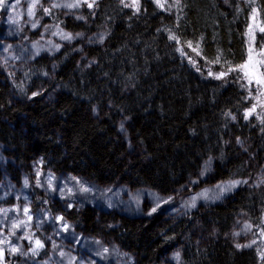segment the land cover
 I'll list each match as a JSON object with an SVG mask.
<instances>
[{
  "label": "trees",
  "instance_id": "trees-1",
  "mask_svg": "<svg viewBox=\"0 0 264 264\" xmlns=\"http://www.w3.org/2000/svg\"><path fill=\"white\" fill-rule=\"evenodd\" d=\"M87 3L78 22L47 8L36 13L87 40L99 34L98 44L82 51L65 44L10 74V84L0 75V141L13 160L7 171L15 184L20 168L36 158L55 172L160 194L179 189L208 162L204 184L244 179L249 162L236 138L247 139L264 165V111H251L254 91L242 72L229 71L247 60L248 27L264 28V0H138L139 11L131 6L136 0ZM255 44L264 60V32ZM45 78L52 80L49 91L58 89L52 101L32 92ZM123 119L138 157L128 153ZM240 213L264 231L263 187L239 188L211 208L173 219L99 214L93 207L66 215L79 230L114 238L138 264L158 262L178 246L179 264H260L256 248L238 250L229 236ZM195 224L205 234L201 243L192 236ZM14 260L0 251V264Z\"/></svg>",
  "mask_w": 264,
  "mask_h": 264
},
{
  "label": "rangeland",
  "instance_id": "rangeland-1",
  "mask_svg": "<svg viewBox=\"0 0 264 264\" xmlns=\"http://www.w3.org/2000/svg\"><path fill=\"white\" fill-rule=\"evenodd\" d=\"M77 2L78 0H7L5 7L0 8V75L6 84H10V74L20 72L41 55L58 53L65 44L78 43L82 51L83 46L95 45L102 40L99 34L92 35L87 40L82 33L71 34V39H65L63 36L70 33L55 24H45L40 20L38 11L47 8L59 12L65 18L81 21L83 0H79V7H64ZM56 4L61 6L53 7ZM259 31L260 26L252 23L246 32V61L251 55L249 71L253 74L256 62L263 60V55L255 44ZM51 81L49 78L42 79L32 87V92L44 94L46 100L52 101L58 89L48 90L47 86L52 84ZM245 81L257 98L254 111H264V94H261L264 93V86L255 82L249 85L246 78ZM120 129L128 142L130 157H138L140 150L129 138L127 120L120 121ZM236 139L242 153L247 155L248 176L244 179L204 184L212 168V163L208 162L197 177L189 179L182 187L169 194H160L149 188L133 189L124 183L100 185L83 176L57 173L40 158L20 168L22 182L16 185L6 172V167L13 160L0 144V251L12 254L14 264H138L135 255L122 252L114 238L79 230L66 214L72 210L93 207L99 214L139 216L141 219L160 215L165 219H173L211 208L226 200L239 188H264V165L257 163L247 139ZM236 181L240 183H234ZM196 226L197 224L192 229V236L201 243L205 234H200ZM33 234L36 236H32ZM229 236L238 250L256 248L261 256L260 264H264V231L254 229L245 214H239ZM36 241L43 247H38ZM28 243L35 250H43V256L35 255ZM237 245L241 247L238 248ZM180 247L152 264H179Z\"/></svg>",
  "mask_w": 264,
  "mask_h": 264
},
{
  "label": "snow or ice",
  "instance_id": "snow-or-ice-1",
  "mask_svg": "<svg viewBox=\"0 0 264 264\" xmlns=\"http://www.w3.org/2000/svg\"><path fill=\"white\" fill-rule=\"evenodd\" d=\"M85 3H87V0H84ZM96 3V0H92V3H87V6L89 8H92ZM157 3L159 4V0H157ZM7 4V0H0V8L5 7V5ZM61 5H53V7H60ZM80 3L79 0L77 3L75 4H66L64 5V7H67L69 9L74 8V7H79ZM126 7H129L130 5H125ZM131 6H135L137 8V11H139V6H138V0H136V3L134 5ZM161 7H163V5H160ZM35 27V25H33ZM261 32H264V28L260 29ZM79 35V34H78ZM63 38L65 39H71V34H66L63 36ZM172 39H176V37H171ZM191 46V45H189ZM217 62H219V57L217 58ZM250 64H252V57L251 55L249 56V60L245 62L244 65H240L237 68H230L229 71H237V72H242L244 75L241 78H246L248 81V84L251 85L253 84V82H255V84L257 85H261L264 86V71H260V69L262 67H264V60H260L257 61L255 64V73H250L249 71V66ZM211 74V73H210ZM223 75H226V73H221L217 78L222 77ZM257 91H259V89H257ZM264 94V93H261ZM33 95H36V93H33ZM255 108H253L251 111H254ZM247 118V116L245 117ZM25 183L27 184V181H25ZM234 183H240L239 181H236ZM25 212H27V209L24 210ZM153 211H155V209H153ZM30 218V217H29ZM62 219V218H61ZM18 225H14V227H16ZM36 244L38 247H43V245L39 242L36 241ZM237 247H241V245H237ZM13 251H16V249H13ZM105 251H107V249H105ZM33 253H35V249H33ZM179 256V254L177 253V257Z\"/></svg>",
  "mask_w": 264,
  "mask_h": 264
},
{
  "label": "bare ground",
  "instance_id": "bare-ground-1",
  "mask_svg": "<svg viewBox=\"0 0 264 264\" xmlns=\"http://www.w3.org/2000/svg\"><path fill=\"white\" fill-rule=\"evenodd\" d=\"M36 13V12H35ZM58 26V25H57ZM27 42V41H26ZM11 92H12V90H11ZM12 93H14V92H12ZM0 144L1 145H3L4 146V148L7 150V146L5 145V144H3L1 141H0ZM13 163V162H12ZM11 163V164H12ZM10 165V164H9ZM8 167V166H7ZM7 167H6V172H7V174H8V171H7ZM20 167H22V166H20ZM20 172H21V170H20ZM55 172V171H54ZM57 173H61V172H57ZM8 176H10L9 174H8ZM74 176V175H73ZM11 179V178H10ZM89 179V178H88ZM12 180V179H11ZM91 180V179H90ZM93 181V180H92ZM22 182V178H21V181H20V183ZM95 182V181H94ZM20 183H18V184H16V185H19ZM15 184V183H14ZM73 223H74V221H72ZM75 225V224H74ZM76 226V225H75ZM122 252H126V253H128V251H126V250H124V249H122V248H119ZM8 255H10V256H13L12 254H10V253H7ZM14 257V256H13Z\"/></svg>",
  "mask_w": 264,
  "mask_h": 264
}]
</instances>
